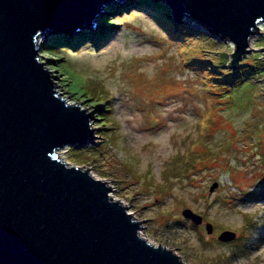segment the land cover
<instances>
[{"label": "rangeland", "instance_id": "obj_1", "mask_svg": "<svg viewBox=\"0 0 264 264\" xmlns=\"http://www.w3.org/2000/svg\"><path fill=\"white\" fill-rule=\"evenodd\" d=\"M109 7L101 16L114 33L103 45L50 48L38 38L62 97L93 111V142L66 145L60 158L107 180L141 235L183 263L264 264V21L230 67L234 41L189 14L176 23L131 0ZM97 18L64 35L97 30ZM183 24L195 34H178ZM233 70L239 79L212 78ZM188 207L202 223L183 216ZM224 230L236 238L220 240Z\"/></svg>", "mask_w": 264, "mask_h": 264}, {"label": "water", "instance_id": "obj_2", "mask_svg": "<svg viewBox=\"0 0 264 264\" xmlns=\"http://www.w3.org/2000/svg\"><path fill=\"white\" fill-rule=\"evenodd\" d=\"M115 1L0 0V264H185L142 237V222L110 197L106 180L57 152L92 143L96 129L93 111L56 89L38 38L92 25ZM154 1L234 41L233 67L264 21V0ZM183 216L204 219L189 207ZM236 235L224 230L219 239Z\"/></svg>", "mask_w": 264, "mask_h": 264}, {"label": "trees", "instance_id": "obj_3", "mask_svg": "<svg viewBox=\"0 0 264 264\" xmlns=\"http://www.w3.org/2000/svg\"><path fill=\"white\" fill-rule=\"evenodd\" d=\"M131 3L133 5H137V3H139L141 6H143L145 8L154 9L155 11H158V12L161 11L163 13V15H169L170 17L172 15V18L174 15L172 12V9L169 6L166 7L165 5L161 4L159 1L156 2L154 0H131ZM109 9H112V7H109ZM115 10L123 11L120 6H117L115 8ZM99 17H101V19H99V21L101 23H100V27L97 31L89 32L88 35L85 33H81L78 35V37H73V38L69 37V36H64V35L51 36L48 38V41L50 43V48L58 47V45L66 47V48H69V47L75 48L81 41H83L85 39H87V40L89 39V41H90L89 43L93 44L94 47H98L100 45H103L114 32H112L113 30H111V29H113V27H110L107 23L108 20L110 19V17L104 16V15L99 16ZM173 20H174V22L177 21L176 19H173ZM180 28L181 29H179L177 31V33L181 34V36L182 35L195 34L194 31L193 30L191 31L185 24L181 25ZM233 57L234 56L231 57V61L229 64L230 67H233L232 66V64H233L232 61L234 59ZM193 63L200 64L198 60L196 62L193 61ZM211 73H212V78L214 79V81L221 83V84L224 82L227 83L229 81H232V79L233 80L239 79L241 77L239 70H233V71H231V74L227 73V74H229L228 77H223L222 75L221 76H217V75L214 76L213 75L214 72L211 71ZM209 79L210 78L208 75V76L204 77L203 81L205 82ZM107 110L109 111L110 108H107Z\"/></svg>", "mask_w": 264, "mask_h": 264}, {"label": "bare ground", "instance_id": "obj_4", "mask_svg": "<svg viewBox=\"0 0 264 264\" xmlns=\"http://www.w3.org/2000/svg\"><path fill=\"white\" fill-rule=\"evenodd\" d=\"M124 5H126V4H121V5H118V6H120L121 8H123L124 7ZM109 7V6H108ZM93 25V24H92ZM92 25H90V26H86L85 28L87 29V27H90V28H92L93 26ZM80 29H84V28H80ZM99 29V27L97 28V30ZM97 30H94V31H97ZM89 32H93V31H89V30H86L84 33L85 34H87L88 35V33ZM60 35H63V34H60ZM64 36H67V35H64ZM72 38L73 37H78V35H72L71 36ZM64 147V146H63ZM62 149V148H61ZM60 149H58L57 150V152L59 153V155H60V151H59ZM94 175V174H93ZM96 175H94V177H95ZM96 177H98V176H96ZM98 178H100V177H98ZM101 179V178H100ZM102 180H104V179H102ZM107 181V180H106ZM108 182V181H107ZM109 184V183H108ZM111 186V185H110ZM110 197L112 198V199H114L113 198V196H112V194H111V192H110ZM116 200V199H115ZM120 200V199H119ZM121 202H122V200H120ZM123 203V202H122ZM124 204V203H123ZM125 205V204H124ZM126 206V205H125ZM128 209V208H127ZM141 234V233H140ZM143 237V236H142ZM147 239V238H146ZM148 240V239H147ZM148 241H150V240H148Z\"/></svg>", "mask_w": 264, "mask_h": 264}, {"label": "snow or ice", "instance_id": "obj_5", "mask_svg": "<svg viewBox=\"0 0 264 264\" xmlns=\"http://www.w3.org/2000/svg\"><path fill=\"white\" fill-rule=\"evenodd\" d=\"M75 90H76V88H75V85H74L73 88L70 89V91H75Z\"/></svg>", "mask_w": 264, "mask_h": 264}]
</instances>
